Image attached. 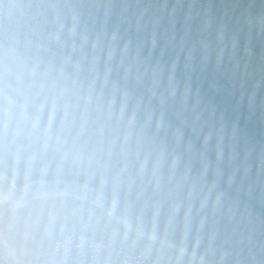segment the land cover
<instances>
[{"label": "clouds", "instance_id": "1", "mask_svg": "<svg viewBox=\"0 0 264 264\" xmlns=\"http://www.w3.org/2000/svg\"><path fill=\"white\" fill-rule=\"evenodd\" d=\"M0 264H264V0H0Z\"/></svg>", "mask_w": 264, "mask_h": 264}]
</instances>
